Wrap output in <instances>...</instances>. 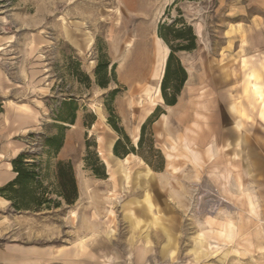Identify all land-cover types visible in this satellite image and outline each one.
<instances>
[{
    "label": "rangeland",
    "instance_id": "1",
    "mask_svg": "<svg viewBox=\"0 0 264 264\" xmlns=\"http://www.w3.org/2000/svg\"><path fill=\"white\" fill-rule=\"evenodd\" d=\"M181 17L197 49L177 54L188 78L167 106L170 50L157 30ZM70 99L75 124L48 153ZM158 107L164 117L151 129L164 170L116 156L113 124L137 148ZM4 123L3 163L28 153L59 207L17 210L0 196V264H264V0H0V137ZM107 141L117 173L104 163ZM60 161L74 169L73 205L54 194ZM8 176L0 171V188Z\"/></svg>",
    "mask_w": 264,
    "mask_h": 264
},
{
    "label": "trees",
    "instance_id": "2",
    "mask_svg": "<svg viewBox=\"0 0 264 264\" xmlns=\"http://www.w3.org/2000/svg\"><path fill=\"white\" fill-rule=\"evenodd\" d=\"M194 1V0H189ZM181 15V12L179 11ZM158 37L169 47L170 53L167 59L164 77L161 82V96L167 106H175L187 81V71L180 58L177 56L181 52H191L197 49V36L193 28L188 25L181 17L172 23H160L157 30ZM109 64L102 63L96 69L98 84L106 88V83L101 81V72H106ZM103 69V71H102ZM117 90L111 93L114 97ZM78 104L74 99L64 101L55 120L63 125L59 126V133L55 136L45 138L44 147L48 153L58 154L64 146V125H74ZM111 115L114 111L110 109ZM163 111L158 107L155 112L146 120L141 127L138 147L136 148L130 138L124 133L122 128L113 124L120 138L114 146V154L118 157H126L133 153L140 156L155 171H163L165 167V158L161 151L156 148L152 125L163 115ZM112 124V123H111ZM150 156V157H149ZM28 153H21L12 160L13 172L15 178L8 184L0 188V196L10 201L17 210H30L35 207L39 210L44 205L50 208L52 203L59 207V203L49 197L47 188L43 187L41 174L37 171V164L30 161ZM96 163L99 169H93L95 175L99 178H106L105 166L99 160L97 153H94ZM157 157L158 164L155 165L151 158ZM88 157L86 162L89 167ZM57 197L66 202L67 205H73L78 199V187L74 174L73 166L70 162L60 161L57 164L55 192Z\"/></svg>",
    "mask_w": 264,
    "mask_h": 264
},
{
    "label": "crops",
    "instance_id": "3",
    "mask_svg": "<svg viewBox=\"0 0 264 264\" xmlns=\"http://www.w3.org/2000/svg\"><path fill=\"white\" fill-rule=\"evenodd\" d=\"M260 28V27H259ZM259 28H257L256 30V32L257 33H259L260 31L259 30H262V29H259ZM158 40H160L159 38H158ZM160 47L159 46H157L156 45V47H155V50H154V56L157 58V60H158V62L160 63V61H161V59H162V63H163V66H164V63L166 62V60H165V57L164 56H162L161 57V55H160V49H159ZM150 50H149V60H150ZM147 56H148V54H147ZM152 56V55H151ZM153 57V56H152ZM147 60V57H145V59H144V62H142V65L143 66H141L142 68L144 67V64H145V61ZM141 68V69H142ZM138 74H142V72H140V73H138ZM256 76V75H255ZM257 77V76H256ZM257 79V78H256ZM253 86H254V90L257 92V94H259V95H261L260 94V87L256 84V83H254L253 84ZM3 89H4V92H5V88H4V85H3ZM5 108V111H7V110H10L11 108H13V107H4ZM11 110H13L14 112H15V114H17V115H19V108L18 109H11ZM151 110H152V107L150 108V107H148V106H146L145 105V107H144V109H143V111H141V113L142 114H148V113H150L151 112ZM162 117H164V115H162ZM161 117V118H162ZM14 126H17V124H15ZM9 127H8V125L6 124V123H4L3 124V134H2V136L0 137L2 140H7V139H10V128L8 129ZM138 139V136H136L135 137V140H137ZM108 142V141H107ZM111 146H112V144L111 143H107V145H106V147L108 148V151H106L105 150V152L107 153V159H106V161L104 162L105 163V165L107 166V171L108 172H113V173H117L118 172V170H119V164H115V161L111 158V155H110V149H111ZM17 155H19V153H17ZM17 155H15L14 156V158L17 156ZM2 158H4L3 157V155H1L0 154V171H6L7 172V174L9 175L7 178H5L4 177V182H3V184L4 185H6V184H8L10 181H12L14 178H15V176H16V174L13 172V167H12V160L14 159H10V161L9 162H5V163H3V159ZM125 161V160H124ZM3 163V164H2ZM145 177L150 181V180H152L153 179V176H152V172L150 171V170H147L146 171V175H145ZM3 185V186H4ZM148 201V203H150V201L149 200H147Z\"/></svg>",
    "mask_w": 264,
    "mask_h": 264
}]
</instances>
